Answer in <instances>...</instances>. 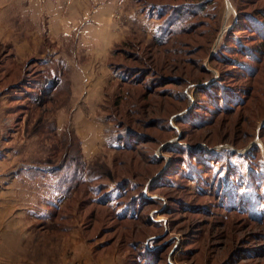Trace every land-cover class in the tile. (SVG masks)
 Instances as JSON below:
<instances>
[{"label": "rangeland", "instance_id": "374dc122", "mask_svg": "<svg viewBox=\"0 0 264 264\" xmlns=\"http://www.w3.org/2000/svg\"><path fill=\"white\" fill-rule=\"evenodd\" d=\"M132 4L88 122L65 81L46 100L41 65L0 45L2 146L17 133L27 163L55 167L27 172L49 200L0 225V264H264V0Z\"/></svg>", "mask_w": 264, "mask_h": 264}, {"label": "crops", "instance_id": "0c3cea01", "mask_svg": "<svg viewBox=\"0 0 264 264\" xmlns=\"http://www.w3.org/2000/svg\"><path fill=\"white\" fill-rule=\"evenodd\" d=\"M132 2L137 0H0V45L14 49L12 58L18 62L34 60L41 65L40 74L43 71L48 77L45 89L49 96L45 97L46 100H52L65 81L72 111L76 110L74 118H81L79 113L83 109L79 104L85 103L88 108L85 121L88 122L97 108L104 82L113 81L110 68L113 52L130 38V27L136 28L139 23V11ZM116 12L124 18L123 27L113 21ZM26 87L31 88V96L39 88L37 81ZM40 90L44 95L45 91ZM1 92L0 113L8 109V99L3 98L5 94ZM48 122L49 126L54 124L57 133L58 119ZM1 129L0 225L24 226L27 214L30 215V211L36 213L30 209L43 206L39 205L41 197L49 200L45 193L47 190L50 193L48 187H51L49 183L41 191L35 182L27 179V172L40 174L50 170V174L53 168L27 163L25 146L29 141L17 139V133H13L7 145L2 146L4 135ZM77 138L84 144L80 136ZM93 143L92 135L87 134L90 149ZM39 180L41 185V178Z\"/></svg>", "mask_w": 264, "mask_h": 264}, {"label": "trees", "instance_id": "16d2710c", "mask_svg": "<svg viewBox=\"0 0 264 264\" xmlns=\"http://www.w3.org/2000/svg\"><path fill=\"white\" fill-rule=\"evenodd\" d=\"M260 19V18H259ZM262 20H264V17H262ZM258 21V20H257ZM259 22V24L260 25H262L263 27H264V24L262 23V22H260V21H258ZM255 27H257L258 29H259V31H260V26H255ZM170 32V31H169ZM162 39H163V36H157V39L155 40V42H157V43H160V44H162V43H164V42H162ZM112 71H115V72H117V70H115V69H113ZM114 73V72H113ZM115 74V73H114ZM33 82H36V80H34V81H32V83ZM72 162H74L75 163V161H73L72 160ZM76 164V163H75ZM94 176V171H92V170H89V177H93Z\"/></svg>", "mask_w": 264, "mask_h": 264}]
</instances>
